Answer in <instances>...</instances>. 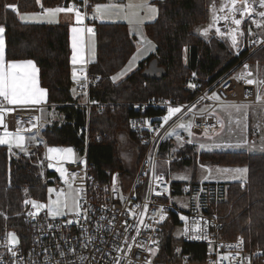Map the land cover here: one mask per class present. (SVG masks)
Listing matches in <instances>:
<instances>
[{
    "label": "trees",
    "instance_id": "1",
    "mask_svg": "<svg viewBox=\"0 0 264 264\" xmlns=\"http://www.w3.org/2000/svg\"><path fill=\"white\" fill-rule=\"evenodd\" d=\"M68 1L0 0L5 57L35 62L39 83L47 92V103L63 116V123L48 124L40 131L44 142L49 146H72L81 155L86 153L90 174L96 182L104 184L113 171L121 175L133 174L118 154L120 134L135 145L138 154L135 164L139 161L142 148L129 128V119L136 113L133 104L151 98L189 101L198 90L205 89L229 70L237 57L228 43L213 32L202 37L194 31L209 20L208 0H153L157 15L144 24V33L155 44V51L119 82L114 83L111 76L124 67L135 51L128 26L121 22H90L95 35V58L88 64V73L98 75L99 80L90 83L88 98L91 104L87 108L71 93L68 25L23 23L12 9L5 7L13 4L19 12H27L60 6ZM103 1L87 0V9ZM247 61L258 70L255 76L263 78L264 48L251 53ZM192 73L196 76L197 90L185 87ZM174 143L173 139L167 140L160 155L173 152L175 158L170 162V170L191 167L192 177L185 182L172 180L173 195L182 194L186 189L188 195L196 191L198 163L246 167L245 179L226 183L220 198L205 197L201 212L215 219L220 238H243L245 254L254 263H264V153L198 152L191 145L173 149ZM43 156L41 140L27 155L15 158L9 156L5 145H0V213L8 214L9 221H15L17 226L22 221L24 199L44 201L46 185L59 183L58 174L44 164ZM179 223L178 216L172 215L164 224L156 264L179 263L185 256L191 262L205 261L206 248L202 243L185 242L173 235Z\"/></svg>",
    "mask_w": 264,
    "mask_h": 264
},
{
    "label": "built area",
    "instance_id": "2",
    "mask_svg": "<svg viewBox=\"0 0 264 264\" xmlns=\"http://www.w3.org/2000/svg\"><path fill=\"white\" fill-rule=\"evenodd\" d=\"M75 4L79 9L86 11L85 3L75 2ZM255 18L260 20L258 16ZM245 19L240 25L243 35L238 36L237 47L232 46L230 38L220 37L215 33V36L228 43L233 55L237 57V61L205 89L198 90L192 99L184 102L175 98H151L145 102L132 105L136 113L129 119V128L138 145L142 148V152L127 183L120 178L118 171L111 173L107 183L96 182L89 172L86 153L82 155L79 162L66 163L61 166V168L66 169L65 177L70 183L76 188L84 189V198L80 203L89 209L87 221L81 219L79 223L67 224L68 220L77 218L73 215L56 217L55 219L49 218L45 209H41L33 217L29 215V212L36 210L31 204L26 205L25 202L21 210L22 221L18 226L15 221H9L8 214L0 213V264H116L117 260L119 264H148L149 261L151 264H156L155 257L158 251L152 254L146 249H158L164 224L172 215L178 216L179 224H182L181 238L185 242L202 243L206 248L207 257L203 263L253 264L252 258L245 254L244 243H241L239 239L241 237L222 239L218 236V224L214 218L206 217L201 211L194 209L183 211L173 203L172 183L168 174L164 173V179L168 182L167 185L156 187L152 179L153 164L156 168L158 160L170 164L175 158L173 152L167 153L165 156L160 155L164 143L171 139V136L167 135L168 132L175 129L180 137L183 134L190 136L186 129L180 128L178 125L191 122L193 133L191 136L214 134L222 126L221 121L213 113L215 107L225 104L256 103V85L246 82L248 79L255 81V70L247 59L251 53L264 48V35L258 31H264V24L258 27L250 18L245 17ZM247 20L250 21L251 26L245 32L243 26ZM218 26L221 31H227L223 21H220ZM249 30H251V34H249ZM245 65L248 67L245 68ZM193 74L188 77L185 87L190 90H197L198 84L195 81L196 76ZM97 80L99 77L89 75L86 68L84 79L77 84V89L86 92L88 95L90 83ZM212 93H217L219 99H210ZM201 97L206 98L202 100ZM89 105L88 102L87 108ZM199 105L201 106L199 107ZM179 106L185 107L165 124L162 118L167 115L169 107ZM37 116L40 117L39 106L30 105L26 108H16L14 112L4 115L6 130L14 132L18 126V121L21 119L27 121L29 118ZM161 124L164 125L162 128L160 127ZM23 126L29 127L27 123ZM37 129H39V121ZM1 130L5 131L4 125H1ZM177 140V138L174 139V141ZM49 148L46 147L45 150ZM183 156L186 157L187 154L185 153ZM45 162L48 167L50 164L53 165L49 168L57 166L50 159L45 158ZM159 173L157 172V174ZM57 174L59 182H61V174ZM71 174L75 175L74 179ZM114 178L116 191H113ZM150 186L154 187L156 191L165 192V195H155L154 192L150 191ZM121 196L124 199H121ZM37 202L44 203L42 201ZM145 202L148 203L145 223L153 224L155 230L153 228H141V234L137 236L135 227H132L136 224L137 217L128 214L127 210L133 209L139 213L143 210L142 207L135 209L134 206L137 204L143 206ZM161 206H163L167 216L165 221L157 224L150 218L155 216V219L158 220L157 212ZM101 216L106 217V219L99 220ZM181 216L187 217V221L182 220ZM194 218L201 224V232L191 231ZM125 221H127V225ZM186 224L189 228L187 234H185ZM49 225H53V227L50 228ZM125 227H128L127 232L124 231ZM13 232L19 240V243L12 247V251L18 254L16 257L12 256L8 248L7 234ZM90 236L94 239L89 240L88 237ZM149 237L158 243H151ZM57 244L59 247L56 246ZM84 244H87V247H84ZM141 244L145 247H138ZM229 245L234 247H229ZM71 249H75V251H70ZM61 252L65 255L62 256ZM229 253H231L229 260L218 259L221 255ZM185 258L187 257L185 256Z\"/></svg>",
    "mask_w": 264,
    "mask_h": 264
},
{
    "label": "snow or ice",
    "instance_id": "3",
    "mask_svg": "<svg viewBox=\"0 0 264 264\" xmlns=\"http://www.w3.org/2000/svg\"><path fill=\"white\" fill-rule=\"evenodd\" d=\"M87 0H85L86 4ZM256 5L259 6V11L257 10ZM6 8L13 9L14 11L18 12L17 5L9 4L5 5ZM145 8L147 9L148 13L155 14L157 12V9L147 3V0H130L128 4H96L95 5V16L94 18H99L100 20H103L105 18V15L111 11H123L127 10L125 13V19L129 21V23L136 22L140 23L142 21L139 20V13L135 11L136 9ZM213 11V22L208 26V28H205L201 35H207L208 32L215 27L216 34L220 37H228L231 40V44L233 47H237L238 45V36L243 35V32L241 31L240 25L244 21L245 17L250 18L254 24H256L258 27L264 24V0H223V3L221 4V7L219 9H216L215 7L212 9ZM74 13L75 14V20L77 24L83 23L84 19V13L80 11V9L76 6L75 3H71L68 7H56V8H48L44 9V13L48 16H56L58 13ZM237 13H239V18H237ZM255 14V15H254ZM40 14L37 13H25L20 15V19L22 20H31L36 19L39 17ZM255 16L260 17V20L258 21ZM149 19H154V15H149ZM223 21L225 27L227 28V31H221L220 27L218 26L219 22ZM51 22V21H49ZM234 25V26H233ZM4 27L0 26V34L4 32ZM89 34L94 33V29L89 27L86 29ZM73 33V41H72V48H73V55H72V62L73 64H76L79 61H83V55L81 54L82 50L78 47L80 41L83 38V33L85 32L84 28L81 27H72L71 29ZM249 34H251V30H249ZM147 43H151L148 41ZM139 51V50H138ZM5 51H4V40L2 35H0V125L5 126V131L2 135H0V145L7 144L9 146L15 145V147L21 149L22 151L25 150V143L27 141L35 140V136L26 137L24 135L25 132H32L33 129L38 128V121L40 120V117H34L29 118L27 121H24L21 119L18 121V126L14 132L7 131V126L4 123V115L5 113H11L14 112L16 108H26L30 105H37L40 104L41 101L44 99L45 96V89H42L38 85L37 80V69L35 67V64L32 60H25V61H9L5 62ZM137 59V56H133L132 60L129 61V65L132 64L134 60ZM248 66L245 65V68ZM130 70V68L128 69ZM126 71L122 70L121 73L117 74L116 76L112 77V79L115 81L119 79L121 76L125 75ZM195 75V73L193 74ZM250 75V73H249ZM73 77L75 78V72L73 73ZM248 84L255 83L254 80L248 79L246 81ZM261 83H264V81H261ZM192 87H195V85H192ZM206 97H201V99H205ZM210 99L218 100L219 96L217 93H212V96ZM257 99H261L260 96H257ZM95 103V102H93ZM5 105L15 106V107H6ZM185 106H179V107H169L167 115H165L162 120L164 123H168L169 120L172 119L173 116H175L177 113H180L182 108ZM195 107V106H193ZM227 107L230 108H236L237 111H239L240 108L247 107V105H229ZM203 111V110H202ZM27 123L29 127L25 128L23 125ZM135 126V125H133ZM164 125L161 124L160 127L162 128ZM150 127V122H149ZM180 128H184L188 131L189 135H193L191 128L192 124L191 122L185 124L181 123L178 125ZM158 131V129H157ZM167 135H177L178 140H182L183 138L180 137L176 132L175 129H173L171 132H168ZM191 142V141H189ZM246 143V141H245ZM204 145H201V148H203ZM71 149H54L49 148V153H68L71 154ZM54 158V157H53ZM53 165H49V167H52ZM61 177H65L66 169H59ZM241 171V170H237ZM243 171H246L244 169ZM72 178H75L74 174H71ZM164 173L160 172L157 174V170L155 168V165L153 164L152 168V179L156 185V187H159L160 185H167V181L164 179ZM180 179H185V177H179ZM207 179V177H205ZM65 183L68 184V190L60 192H56L55 189L49 188V193L56 192V199H49V202L47 204L39 203L35 200L25 201V204H31L33 209H35V212H29L30 216L35 217L38 212L41 209L47 208L48 215H50L53 219L56 217H65L69 214H72L77 219L74 220H68L67 224H73V223H79L81 219L84 221L88 220V212L89 209L84 207L83 204L80 203V201L84 198V189L83 188H73L70 183H68V180L65 179ZM113 191H116L115 189V178H114V187ZM150 191L154 192L155 195L161 196L165 195V192L156 191L154 187L150 186ZM121 199H124L123 196L120 197ZM139 213L134 211L133 209H128L127 213L132 215L133 217H137V222L135 225H132V227H135L136 235L139 236L141 234V228H153V224H147L145 223V216L147 214L148 210V203L145 202L143 206L140 204H137L134 206L135 209H141ZM184 207H187V205H184ZM158 220L155 219V216L151 217L150 219H153L155 223H162L165 221L167 214L164 212L163 206H161L157 212ZM106 217L101 216L99 217V220L103 221ZM182 220L187 221V217L181 216ZM111 224V222H109ZM125 224L127 225V221H125ZM49 227H53V225H49ZM100 227V226H98ZM125 232L128 231V227H125ZM189 231V228L186 224L185 227V234ZM191 231L193 232H201L202 226L199 223V221H196L194 218V223L191 228ZM199 238V237H198ZM8 239V248L11 252L13 257H16L18 254L15 251H12V247L17 245L19 243L18 237L16 234L8 233L7 234ZM89 240L94 239V237L90 236L88 237ZM240 242L243 243V238H239ZM133 240H135V237H133ZM149 240L151 243L156 244L157 241L151 240V237H149ZM59 247V245H56ZM84 247H87V244L83 245ZM140 248H144L145 245L141 244L138 245ZM229 247H234L233 245H229ZM129 248L131 246L129 245ZM148 252L155 254L158 249L154 248H147ZM70 251H75V249H71ZM179 251V250H178ZM61 255H65V253L61 252ZM239 255V253H237ZM231 257V253L226 255H221L218 259L220 260H229ZM116 264H119V261L117 260ZM148 264H151L149 261Z\"/></svg>",
    "mask_w": 264,
    "mask_h": 264
},
{
    "label": "rangeland",
    "instance_id": "4",
    "mask_svg": "<svg viewBox=\"0 0 264 264\" xmlns=\"http://www.w3.org/2000/svg\"><path fill=\"white\" fill-rule=\"evenodd\" d=\"M125 1L127 3L130 2V0H125ZM212 1H216L218 3L217 5L223 3V0H212ZM96 4H102V3H95L94 5ZM149 5L156 8V6H154L153 4L149 3ZM256 7L257 10L259 11L258 5H256ZM140 10L144 13L143 18L149 19L147 16L148 14L147 9L140 8ZM155 17H156V13H155ZM237 18H239V13L237 14ZM152 20L153 19H149L147 21H152ZM208 25L209 22H207L205 25H201L195 28L194 31L199 35H201L200 34L201 30L203 28H207ZM246 26L247 27H244L245 32L251 26L249 20H247ZM258 31L262 35H264V31L263 32H261L262 30H258ZM214 32L216 33L215 30ZM135 37L137 44L139 46V51H137L134 54L135 56H137V59L134 60L131 65L125 67L124 71L126 72L129 71L128 70L129 68L132 69L133 67H135L138 61L144 59L150 53H153L155 51V44L149 39H147L143 32L137 33ZM148 41H150L151 43L150 44L147 43ZM92 51L94 53L93 49ZM89 60H92L91 56H89ZM255 70L256 72L258 71L257 69ZM261 81H264V77L261 78L259 75H256L255 76L256 103L235 104L236 106L247 105V107L240 108L239 111H237L236 108L227 107L233 104H225L214 108L213 111L214 115L217 116V118L222 122L221 129L218 132L214 134L202 135V136H187L183 134L181 136L183 139L175 141L172 148L173 149L179 148L182 145H191L194 146L198 152L242 150L248 152L264 153V110H263L264 83H261ZM72 88H74V86ZM78 96L80 98V101H82V99L86 97L85 94L82 92H78ZM257 96H260L261 99L258 100ZM85 103H87V101H85L84 98L82 104ZM200 106L201 105H199V107ZM45 112L47 115H49L52 118H50L49 116L44 118L43 115ZM63 122H64L63 116L55 109L51 108L50 110L49 109L41 110L40 129H42L47 124H60ZM3 132L4 131L0 130V135H2ZM34 136L36 137V139L32 140L31 142H27L30 146H28L25 143V150L23 151L15 147V145L9 146L7 144H4L8 149L9 156L15 158L18 157L19 155H27L30 149H32L33 146L36 145V143L40 138V135L37 134V132H35ZM175 138H177V135H171V139L174 140ZM118 140L120 143L118 154L125 161L127 169L129 170V173H131L135 165V155L131 149L132 145L124 134H120L118 136ZM245 141L246 143H244L243 145H237L239 142H245ZM201 145H204V147L201 148ZM52 148L72 150L71 154L49 153V152L46 154V159H50L57 164V166L53 168V170L57 173H60L59 169H61L62 165L66 163H77L80 161V159H82L81 154L77 152L76 149L72 146H60V147L52 146ZM122 155H124V157ZM44 160H45V155H44ZM44 164L46 165L45 161ZM204 164L198 163L197 165V180L199 186L197 187L196 191L192 195H188L186 189L185 191H183L182 194L179 195L175 194L172 197L173 203L183 211H188L189 209L202 211L205 197L220 198L222 197L223 189L226 183L231 181H241L244 180L246 177V171H243L244 169H246L245 166L210 165L208 163H204ZM156 170L157 172H163L168 174L170 182H172V180L185 182L188 181L190 177H192L191 167L184 168L183 170H176L172 167V169L170 170V164H167L165 161L162 160H158L156 165ZM237 170H241V171H237ZM179 177H185V179H180ZM205 177H207V179H205ZM64 179H67V177H61V182L58 184L46 185V197L45 200L42 202L47 204L49 202V199H56V192H60L61 190L63 191L68 190V184L64 182ZM68 183H70L69 180ZM72 187L76 188L73 185ZM49 188L55 189L56 192L49 193L48 191ZM184 205H187V207H184ZM45 211L47 216L49 218H52L50 215H48L47 208H45ZM181 234H182V224H178L173 229V235L175 237H181Z\"/></svg>",
    "mask_w": 264,
    "mask_h": 264
},
{
    "label": "crops",
    "instance_id": "5",
    "mask_svg": "<svg viewBox=\"0 0 264 264\" xmlns=\"http://www.w3.org/2000/svg\"><path fill=\"white\" fill-rule=\"evenodd\" d=\"M37 2H41V0H36ZM70 2H73V1H78V0H69ZM99 3H102V4H105V5H108V4H128L125 0H105L103 2H99ZM147 3L149 4H153L155 6V4L153 3V0H147ZM218 3L216 1H208V8H209V25L213 22L212 20V17H213V11L212 9L215 7L216 9H219L221 7V4L220 5H217ZM56 7H65L64 4L60 5V6H55V7H52V8H56ZM44 9H48V8H42L40 10H36V11H27V12H17V11H13L17 14V17L18 19L23 22V23H31V24H67L68 25V36H69V45H70V65H71V80H72V87L74 86V88L71 87V93L72 95L78 100V102L81 104L82 101H84V98H85V101L88 100V95L84 92L85 96L82 101H80V98L78 96V91L76 89V85L78 83H80L83 79H84V76H85V72H86V67L88 66V64L90 62H92L95 58V35L94 33L92 34H89L87 32V28L91 27L93 28L92 24H90V22L92 21H97V22H106V23H113V22H121V23H126L127 26H128V30H129V33L130 35L133 37L134 39V42H135V51L133 53V55L129 58V60L127 61V63L124 65V67L119 70L118 72H116L114 75L111 76V80H112V77L116 76L118 73H121L122 70L125 69V67H128L129 65V61L132 60L134 54L139 50V46L137 44V41H136V34L137 33H140V32H143L144 33V24L145 23H148V22H151V21H147L149 19H144L143 16H144V13L140 10V9H136L135 11H137L139 13V20L142 21L140 23H136V22H132V23H129V21L127 19H125V13H126V9L123 10V11H111L109 13H107L105 15V18L103 20H100L98 17L97 18H94V16L96 15L95 14V5L93 4L92 7L89 9L88 12H83L81 11L82 13H84V19H83V23L81 24H77L76 23V20H75V14L74 13H64V12H61V13H58L56 16H48L47 14L44 13ZM25 13H37V14H40L38 18L36 19H31V20H22L20 19V15L22 14H25ZM238 14V13H237ZM149 15H154L155 14H151V13H148L147 16ZM156 15H157V12H156ZM155 19V18H154ZM153 19V20H154ZM152 20V21H153ZM51 21V22H49ZM208 25V26H209ZM2 26V25H0ZM234 26V25H233ZM72 27H81V28H84L85 29V32L83 33V38L82 40L80 41L78 47L82 50L81 54L83 55V61H79L76 63V64H73L72 62V55H73V48H72V41H73V33L71 31ZM208 28V27H207ZM205 28H203L200 32V34L203 32ZM215 30V27L212 28L207 35H202L203 37H207L209 35V33L214 32ZM3 37V40H4V32L2 34ZM145 35V33H144ZM92 49L94 50V53L92 51ZM4 51H5V40H4ZM89 56L92 57V60H89ZM5 58V62H9V61H25V60H30V59H21V60H7L6 57L4 56ZM33 61V60H32ZM141 61V60H140ZM138 61L136 64L135 67H133L132 69H130L129 71L126 72L125 75L121 76L119 79L117 80H112L114 83L116 82H119L120 80H122L123 78H125L130 72H132L134 69L137 68L139 62ZM34 62V61H33ZM35 64V62H34ZM35 67L36 69L38 70L36 64H35ZM75 72V78L73 77V73ZM37 80H38V85L40 88L44 89L40 83H39V75H38V71H37ZM264 103V102H263ZM38 106H40L39 110H40V118H41V110L42 109H55L53 105H50L47 103V92H45V96H44V99L41 101L40 104H37ZM6 107H9L10 105H5ZM56 110V109H55ZM57 111V110H56ZM49 115L46 114V112L44 113L43 117H47ZM50 117V116H49ZM52 118V117H50ZM48 125V124H47ZM46 126V125H45ZM35 132H37V130H32V132H25V136L26 137H30V136H34L35 135ZM40 135V133H39ZM38 136V135H37ZM26 140V144L28 146H30ZM31 142V141H30ZM129 142L131 143L132 145V151L135 155V159H136V155H137V152H136V148H135V145L129 140ZM228 143V142H226ZM245 142H239L237 145H243ZM31 144V143H30ZM235 151V150H233ZM239 151H242V150H239ZM256 153V152H254ZM124 157V155H122ZM134 168H135V165H134ZM134 168L132 170V173L134 171ZM120 174V173H119ZM132 175V174H131ZM131 175H121L120 174V178L125 182L127 183L129 180H130V177ZM175 264H206V263H196V262H191V261H188L186 258L183 257L182 261L179 262V263H175ZM253 264H264V263H254Z\"/></svg>",
    "mask_w": 264,
    "mask_h": 264
},
{
    "label": "bare ground",
    "instance_id": "6",
    "mask_svg": "<svg viewBox=\"0 0 264 264\" xmlns=\"http://www.w3.org/2000/svg\"><path fill=\"white\" fill-rule=\"evenodd\" d=\"M98 76V75H97ZM126 140V139H125ZM119 143V142H118ZM138 144V143H137ZM137 163V162H136Z\"/></svg>",
    "mask_w": 264,
    "mask_h": 264
}]
</instances>
